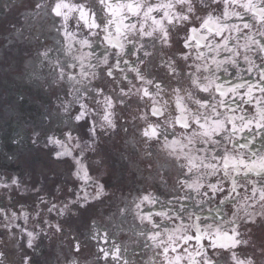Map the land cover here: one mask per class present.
I'll return each mask as SVG.
<instances>
[{"label": "flooded vegetation", "instance_id": "flooded-vegetation-1", "mask_svg": "<svg viewBox=\"0 0 264 264\" xmlns=\"http://www.w3.org/2000/svg\"><path fill=\"white\" fill-rule=\"evenodd\" d=\"M56 2L0 0V264H264V172L222 166L264 157V0H119L122 47L107 2Z\"/></svg>", "mask_w": 264, "mask_h": 264}, {"label": "snow or ice", "instance_id": "snow-or-ice-1", "mask_svg": "<svg viewBox=\"0 0 264 264\" xmlns=\"http://www.w3.org/2000/svg\"><path fill=\"white\" fill-rule=\"evenodd\" d=\"M99 2L101 4H105L107 2V8H108V11L112 14V16L114 17L113 20H110L109 23L112 24V23H115L117 25L116 27V32H117V39L114 41L113 40V37L111 36V34L109 33L108 36L105 37L106 40H108V42L110 44H114V46L116 47H122V45L119 44V34L121 33V25H123L124 28H128L129 30H131V28H135V25H131V27L129 25H124L123 24V19L124 17H122V12L125 8H127V10L129 12H131L133 15L137 14L141 8V4L139 3H136V4H133V3H128V4H122V3H119V0H117V3L115 4H112L111 2H109V0H99ZM178 2H182V0H178ZM232 3H236V0H232ZM245 8H249V7H252L254 8L255 6L252 5V2L251 0H248V2L246 4L243 5ZM157 7H167V8H171L172 7V4L169 3L167 5H157ZM62 9H68L69 12H72L74 10L77 9V6L73 5V6H69V4L65 3L64 0H58V2L55 3V6L52 8V12L56 15V16H63L65 18V20L67 19V13H64L62 11ZM79 11H80V19L81 20H84L85 23L87 24V13L84 11L83 9V6H79ZM153 11V7H148L147 9V12H145V16H148L151 12ZM260 12L264 13V9H260L259 10ZM225 15H227V13H225ZM165 16L167 17L168 16V13L165 12ZM186 18V17H185ZM169 20L171 21V17H169ZM211 18H209V20H205L204 21V24L202 25L203 27H208V24L210 22ZM156 24H160V21H155ZM212 23H215V21H212ZM88 27H98V25L95 23V21H93L91 24H88ZM245 28L249 27V25L245 24L244 25ZM193 32H195L196 30L195 29H192ZM209 31H216L217 34H219V26H217V28L213 29V28H209ZM167 33H165L166 35ZM145 35H152L151 32H148V33H145ZM84 43H87V41H85ZM264 50V49H262ZM247 59V57L245 58ZM118 67V65H116ZM251 69H249L250 71ZM135 71V69H134ZM109 75H111V71H109ZM261 79L264 80V74H262L261 76ZM148 83H151V81H148ZM210 84H213L215 83V80H211L209 82ZM244 85H236L234 88H230L228 89L227 91L223 90V86L222 85H216V91H218L220 93V95L223 97L225 95H227V92L228 91H231V92H235V89L236 88H240V87H243ZM249 91H248V95L249 97H251V92H252V88H253V85H249ZM203 91L205 92H208L209 91V88L208 87H204L203 88ZM261 91H264V88H261ZM144 95H149L147 89L144 90ZM223 100L220 101V104L223 105ZM109 104H110V101H109ZM204 105H201V107H203ZM181 111L183 112V109H181ZM212 111L214 113H216V109L215 107H213ZM153 114H159L158 113V110L157 109H153ZM216 115H219V113H216ZM80 117H77V119H79ZM107 118V117H106ZM207 119V117H206ZM234 117H230L228 118V122L229 123H232V127H233V131H236V125L235 123L233 122L234 121ZM239 119L243 120L244 118L243 117H240ZM260 119L264 120V114H261V117ZM197 120V123H199V117L196 118ZM179 122V121H178ZM251 123V121H248L247 123L244 124V127H248L249 124ZM225 126V122L223 120H216V121H213V125L211 127V130H209L205 125H201V128H204L205 131L203 132V135L205 136H211L213 132H220L221 129H223ZM257 128H260L262 127V125L257 122ZM184 127H188V124L185 122L184 123ZM157 133H156V129L155 128H152L151 131H145L144 132V135L146 136H155ZM246 145H242V147H244ZM232 165V167L234 169H237V166L238 165H244L246 170L251 172V171H254V170H258L259 172H264V157H260L258 160H254L252 161L250 164H245V161L243 159H235V158H230L229 156L225 155V157L223 158V168L225 170V174L227 175V170L229 168V165ZM195 166V165H194ZM210 167H212L214 169L213 173L211 174H215V169H216V165H210ZM235 183V182H233ZM213 188V190H215V186H210ZM233 190H235L233 188ZM255 192V190H253ZM261 195V199H264V191H262L260 193ZM144 200L146 201H149V202H152L150 200V198L148 196H145L143 197ZM139 207V205H138ZM161 215H164L163 213H161ZM145 219H150V217H145ZM208 229H213V226L212 225H208ZM197 231H199V228H197ZM215 231L217 233H219V227L217 226ZM225 237L229 240L232 241V246L235 247V245L237 243H239V241H235L232 239V237H227V234H225ZM201 237L200 236H196L195 239L199 240ZM169 239H171V237H169ZM183 239L185 241L189 240V239H193V237H190V236H184ZM217 239H219V235H217ZM213 247L216 246L215 242L213 243L212 245ZM222 247H228L229 245L228 244H223L221 245ZM173 251H175V248L172 249ZM164 252L167 253L168 252V248H165L164 249ZM181 258L179 256L175 257V260L176 261H179ZM169 264H171V262H169ZM238 264H243V262H238Z\"/></svg>", "mask_w": 264, "mask_h": 264}, {"label": "rangeland", "instance_id": "rangeland-1", "mask_svg": "<svg viewBox=\"0 0 264 264\" xmlns=\"http://www.w3.org/2000/svg\"><path fill=\"white\" fill-rule=\"evenodd\" d=\"M84 259V258H83ZM6 263H8V262H4L3 264H6Z\"/></svg>", "mask_w": 264, "mask_h": 264}]
</instances>
